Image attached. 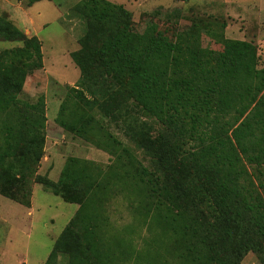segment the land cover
<instances>
[{"label": "trees", "instance_id": "trees-1", "mask_svg": "<svg viewBox=\"0 0 264 264\" xmlns=\"http://www.w3.org/2000/svg\"><path fill=\"white\" fill-rule=\"evenodd\" d=\"M40 1L29 0V7ZM72 11L86 25L71 53L80 78L57 123L116 162L105 172L93 161L68 157L56 182L39 173L45 99H20L28 76L44 67L43 45L0 12V40L20 44L0 50V197L31 208L32 185L39 184L79 206L46 264H58L60 256L66 264L128 262L132 249L109 235L106 215L108 202L123 192L154 230L155 262L165 264V252L179 264H242L251 251L264 264V186L245 165L264 166V67L257 45L225 39L215 51L141 34L133 13L109 0H80Z\"/></svg>", "mask_w": 264, "mask_h": 264}, {"label": "rangeland", "instance_id": "rangeland-1", "mask_svg": "<svg viewBox=\"0 0 264 264\" xmlns=\"http://www.w3.org/2000/svg\"><path fill=\"white\" fill-rule=\"evenodd\" d=\"M80 0H43L29 7V0H0V12L7 13L27 36H37L43 45L44 67L28 76L20 99L29 103L44 97L47 112L45 154L39 173L58 181L68 157L96 163L105 172L115 167L116 158L104 149L83 139L68 135L57 123L61 106L76 88L80 70L71 53L80 48L79 40L86 30L85 22L72 7ZM125 6L134 16V29L141 34L163 36L183 45H199L222 51L225 39L252 42L258 47L260 68L264 67V0H109ZM20 46L0 40V50ZM136 154L149 165L148 157L139 151L122 132L111 127ZM245 165L257 185L264 186V166ZM261 171V172H260ZM260 191H264L260 189ZM127 192L113 196L107 204L109 235L124 239L132 249V258L140 255L155 262L159 255L154 230L142 223ZM31 208L0 197V264H46L54 243L76 215L79 206L65 202L42 185H32ZM108 235V237H110ZM165 264H179L161 252ZM166 260H169L166 261ZM58 264H66L60 256ZM162 264V262H155ZM242 264H262L258 254L247 252Z\"/></svg>", "mask_w": 264, "mask_h": 264}]
</instances>
